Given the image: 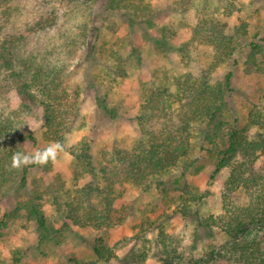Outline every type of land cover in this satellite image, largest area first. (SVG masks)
Masks as SVG:
<instances>
[{
	"label": "rangeland",
	"instance_id": "obj_1",
	"mask_svg": "<svg viewBox=\"0 0 264 264\" xmlns=\"http://www.w3.org/2000/svg\"><path fill=\"white\" fill-rule=\"evenodd\" d=\"M115 1L109 10L111 0H0V42L25 39L13 51L22 55L14 68L0 64V129L27 154L56 141L65 147L56 163L6 170L0 264H163L162 247L197 260L227 241L212 222L222 196L246 203L231 178L234 165L211 178L205 151L252 113L264 123V0ZM210 23L232 39L229 60L212 58ZM28 49L49 53L43 65L63 67L64 80L28 94L17 78L30 67L22 60ZM203 82L224 95L227 107L211 126L196 118L189 124L190 154L147 189L117 183L103 204L90 194L89 201L114 211L127 208L123 224L73 226L66 204L103 188L115 153L131 156L139 144L149 145L153 131L192 119L186 92ZM251 169L264 174V154ZM94 241L112 252L109 262L96 260Z\"/></svg>",
	"mask_w": 264,
	"mask_h": 264
},
{
	"label": "trees",
	"instance_id": "obj_2",
	"mask_svg": "<svg viewBox=\"0 0 264 264\" xmlns=\"http://www.w3.org/2000/svg\"><path fill=\"white\" fill-rule=\"evenodd\" d=\"M111 1L109 10H115L117 2ZM84 26L87 25L77 28L79 33L84 31L86 28ZM223 31L222 26L209 24L207 45L213 53L212 58L215 62L229 60L236 52L232 39ZM1 37L0 26V39ZM90 39L94 41L93 38ZM24 40L13 36L3 43L0 42V48L5 51V54L0 53V64L6 69H13L16 60H19L15 58L22 56L20 54L14 58L13 51L19 49ZM48 54L43 50L28 49L25 58L22 59L25 63L29 62L30 67L27 71L18 70L17 78L23 83L28 94L38 92L48 83L64 80L63 67L43 65V61L49 57ZM209 86L208 82H203L199 87H192L186 92L189 93L191 108L195 114L192 119L183 120L178 117V125L171 130L163 126L162 131H153L149 145L139 144L136 153L131 156L123 157L115 153V166L111 177L102 183L103 188L88 190L89 193L82 197V203L68 202L67 220L80 229L102 230L123 224L128 216L127 208L114 211L106 204L102 206L100 203L89 201L90 194L95 193V197L103 204L106 200L105 192L117 183L126 182L147 189L150 187L148 183L150 179L162 176L167 167L187 157L192 150L188 147L187 129L191 127L189 124L196 118L205 122L206 126H211L227 107L224 95ZM47 109L48 107H45V111ZM3 117L0 112V121H3ZM248 118L245 126L242 128L232 126L225 132V137L219 138V145L205 151L213 166L211 178L217 176L229 164H233L231 178L239 183L246 199L245 205L240 206L223 195L222 211L212 218L214 227L225 234L227 241L197 260H188L184 254H177L174 250L168 252L162 247L163 264H264V174L258 175L251 169L258 156L264 154V123L254 113ZM254 129L256 133H252ZM16 151H20L17 140L0 129V190L9 184L4 174L10 168L11 157ZM91 249L97 261L109 262L113 256L112 252L105 249L99 241H94Z\"/></svg>",
	"mask_w": 264,
	"mask_h": 264
},
{
	"label": "clouds",
	"instance_id": "obj_3",
	"mask_svg": "<svg viewBox=\"0 0 264 264\" xmlns=\"http://www.w3.org/2000/svg\"><path fill=\"white\" fill-rule=\"evenodd\" d=\"M64 151L65 147L59 141L52 142L46 148L36 150L31 154L16 151L11 157L10 168L13 170H20L32 164L46 166L49 163H56L58 156Z\"/></svg>",
	"mask_w": 264,
	"mask_h": 264
}]
</instances>
